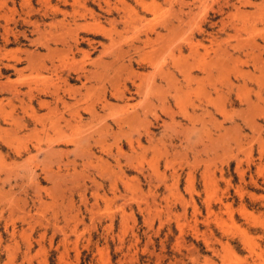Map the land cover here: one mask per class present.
Returning a JSON list of instances; mask_svg holds the SVG:
<instances>
[{"label": "rangeland", "instance_id": "rangeland-1", "mask_svg": "<svg viewBox=\"0 0 264 264\" xmlns=\"http://www.w3.org/2000/svg\"><path fill=\"white\" fill-rule=\"evenodd\" d=\"M0 264H264V0H0Z\"/></svg>", "mask_w": 264, "mask_h": 264}, {"label": "bare ground", "instance_id": "bare-ground-1", "mask_svg": "<svg viewBox=\"0 0 264 264\" xmlns=\"http://www.w3.org/2000/svg\"><path fill=\"white\" fill-rule=\"evenodd\" d=\"M8 66V65H7ZM11 66V65H10ZM210 73V72H209ZM4 85V84H3Z\"/></svg>", "mask_w": 264, "mask_h": 264}]
</instances>
